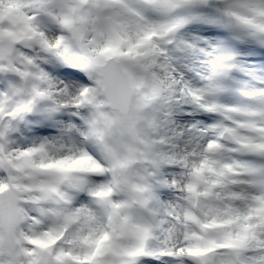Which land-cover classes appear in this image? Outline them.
Returning a JSON list of instances; mask_svg holds the SVG:
<instances>
[{"label":"snow or ice","instance_id":"6c2138e0","mask_svg":"<svg viewBox=\"0 0 264 264\" xmlns=\"http://www.w3.org/2000/svg\"><path fill=\"white\" fill-rule=\"evenodd\" d=\"M0 264H264V0H0Z\"/></svg>","mask_w":264,"mask_h":264}]
</instances>
